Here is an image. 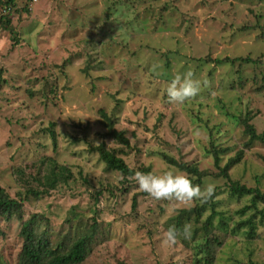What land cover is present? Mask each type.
I'll return each mask as SVG.
<instances>
[{
    "label": "rangeland",
    "instance_id": "1",
    "mask_svg": "<svg viewBox=\"0 0 264 264\" xmlns=\"http://www.w3.org/2000/svg\"><path fill=\"white\" fill-rule=\"evenodd\" d=\"M1 1L0 15L10 17L14 33L1 25L0 185L20 198L24 180L41 178L50 159L74 174L49 194L24 201L23 219L43 214L58 233L73 209L84 224L96 217L100 233L82 264H205L192 239L170 245L163 238L172 216L205 202L157 200L134 176L106 169L89 149L104 140L103 109L129 144L105 140L124 150L131 167L188 175L162 158L166 152L208 172L201 188L215 185V208L228 224L213 229L212 264H264V219L254 218V238L243 228L233 232L237 221L256 212L239 213L249 199L230 194L209 152L219 147L224 165L244 149L230 176L264 190V143L246 147L237 120L251 111L264 132V0H16L12 8ZM227 56L258 62H215ZM189 70L207 86L183 103H169L167 84ZM258 208L264 211V204ZM211 210L206 203L202 218ZM213 222L218 226L220 217ZM21 223L0 217V263L16 264Z\"/></svg>",
    "mask_w": 264,
    "mask_h": 264
},
{
    "label": "trees",
    "instance_id": "2",
    "mask_svg": "<svg viewBox=\"0 0 264 264\" xmlns=\"http://www.w3.org/2000/svg\"><path fill=\"white\" fill-rule=\"evenodd\" d=\"M6 7L15 5L16 0H2ZM27 10V7L25 8ZM14 33V28L10 17L4 14L0 15V27ZM264 40V30L260 36ZM240 60L245 63H255V60L251 57L230 58L229 56L224 58H218L215 62L220 65H224L223 62H234V60ZM92 64V63H91ZM167 67L170 66L168 61ZM92 67V65H91ZM90 68H84L83 72L89 75ZM242 83V79L240 78ZM101 122L107 127L106 132L102 134L104 140L97 145L90 143V150L97 152L99 159L105 164L106 169L117 171L124 176H134V173L138 170L149 172L150 168H133L125 159L120 155L123 153V149L115 146H108L106 138H111L114 141H118L123 144H129V139L123 130H118L114 124L113 119L105 112L100 110ZM253 112L249 111L245 115L238 116L239 123L244 125V134L247 137L246 147H250L253 143L260 141L264 143V132H258L255 125L252 123L254 118ZM53 136V141L56 143L57 137L54 129H48ZM222 150L219 147L213 145V150L209 152L214 156V164L219 169L220 176L225 177L228 180V186L230 194L236 196L239 199L242 197H248L249 204L245 205L239 210V213L245 212L248 209H254L256 213L250 214L245 220H239L236 226L233 227V232L240 231L242 228L246 229L245 233L248 238H254L257 224L254 222V218L257 213L261 214L264 219V211L258 208L259 203L264 204V190L258 186H249L238 180H234L230 176V170L236 166L243 159L245 150L241 149L234 156H230L224 165H221L220 152ZM162 158L169 164L177 166L180 170L188 173V176L193 179V183L201 187L203 177L208 174L205 170H201L199 165L194 162H185L177 160L172 155L166 152H160ZM44 170L41 178H36L34 175H30V178L24 180V189L17 195L20 198L12 197L4 187L0 185V217L5 219L19 218L21 223L20 235L23 239V244L20 252L18 253V259L16 264H82L89 256L92 250V244L100 233V226L97 218H92L91 224H84L83 218L76 209L70 212L69 217L66 218L67 223L65 228L60 229V232L56 233L51 228L50 221L47 217L40 213H33L28 218H24L23 202L29 197L33 196L38 198L42 195L49 194L51 190L57 188L60 183H67L70 179L74 178L72 170L64 164H59L56 160L50 159L44 163ZM24 179V178H23ZM40 184L35 186L36 183ZM218 192L215 190L212 197L205 203H197L189 209H181L179 213L172 216L169 220L167 229L172 226L175 227L178 232V237H183L182 229L183 225H191V236L189 239L195 242L194 247L199 249L203 254L205 264H212L213 258L210 256V244L211 234L216 227L227 228V222L223 212L218 211L215 208V197ZM206 203H210L212 208L211 213L205 218H202L203 211L205 210ZM137 198L133 199V208H136ZM252 215V217H251ZM219 216L220 223L216 226L213 220ZM80 227V229H79ZM58 236V239H57ZM214 237L212 240H215ZM200 240V241H198ZM219 243V242H218ZM7 264V263H0ZM252 264H258L252 261Z\"/></svg>",
    "mask_w": 264,
    "mask_h": 264
},
{
    "label": "clouds",
    "instance_id": "3",
    "mask_svg": "<svg viewBox=\"0 0 264 264\" xmlns=\"http://www.w3.org/2000/svg\"><path fill=\"white\" fill-rule=\"evenodd\" d=\"M207 81L195 78L192 71L177 73L167 84L165 89L169 103L180 104L195 97L202 89L207 86ZM134 180L138 188L152 196L160 199H175L181 202H191L194 199L205 202L212 197L215 185L209 183L201 188L193 183V179L188 175L176 170L168 169L160 172L149 171L134 173ZM191 225H183L182 233L185 239L191 236ZM164 240L168 244H175L178 239V232L175 227L170 226L163 234Z\"/></svg>",
    "mask_w": 264,
    "mask_h": 264
},
{
    "label": "built area",
    "instance_id": "4",
    "mask_svg": "<svg viewBox=\"0 0 264 264\" xmlns=\"http://www.w3.org/2000/svg\"><path fill=\"white\" fill-rule=\"evenodd\" d=\"M34 1H37V0H34Z\"/></svg>",
    "mask_w": 264,
    "mask_h": 264
}]
</instances>
